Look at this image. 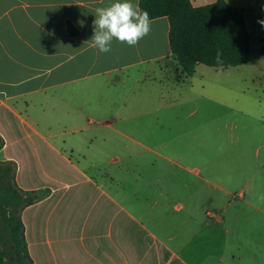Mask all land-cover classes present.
I'll return each instance as SVG.
<instances>
[{"label":"crops","instance_id":"1","mask_svg":"<svg viewBox=\"0 0 264 264\" xmlns=\"http://www.w3.org/2000/svg\"><path fill=\"white\" fill-rule=\"evenodd\" d=\"M216 1L191 0L195 7ZM225 1L253 35L252 61L199 64L179 82L167 17L151 20L136 46L114 39L112 50L100 53L90 41L95 10L114 0H0V161L13 164L21 190L40 196L21 215L33 264H264L257 244L236 232H264V209L254 205L259 193L246 190L256 175L230 170L234 161L264 166V143L256 151L181 143L195 132L183 128L189 120L212 116L200 113V101L248 122L245 138L264 134V0ZM180 101L196 109L167 110ZM104 131L113 153L101 162L86 151L99 136L109 144ZM77 135L88 136L86 150ZM128 159L137 162L124 164ZM106 166H119L140 185L130 188ZM235 200L240 205L232 206Z\"/></svg>","mask_w":264,"mask_h":264},{"label":"trees","instance_id":"2","mask_svg":"<svg viewBox=\"0 0 264 264\" xmlns=\"http://www.w3.org/2000/svg\"><path fill=\"white\" fill-rule=\"evenodd\" d=\"M140 7L151 20L169 18L170 47L183 79L192 77L199 64L230 68L253 59L254 38L244 16L225 0L200 7L191 0H140ZM72 32L77 30L72 28ZM3 146L0 136V150ZM39 197L38 193L21 190L13 164L0 161V264H33L21 215Z\"/></svg>","mask_w":264,"mask_h":264},{"label":"rangeland","instance_id":"3","mask_svg":"<svg viewBox=\"0 0 264 264\" xmlns=\"http://www.w3.org/2000/svg\"><path fill=\"white\" fill-rule=\"evenodd\" d=\"M177 80L179 82L185 80L183 78L180 77V75H177ZM170 84H167V89H171V87L169 86ZM154 86V85H153ZM159 85H155V88L158 90L159 89ZM148 90H150V85H148ZM147 88L145 93H147ZM184 90L186 89V86L183 87ZM162 89V88H161ZM184 97H187L188 95L183 92L182 93ZM167 96H177V93L174 92H170L168 93ZM181 96V97H183ZM184 100V99H183ZM153 105H157L158 104H154ZM161 106L163 104H160ZM168 105V106H167ZM166 106L169 107L167 110L168 111H174V110H183V111H194L196 108L194 107L193 104L191 103H186L185 101H180L179 103H174V106H171L170 104H167ZM199 110L200 113L203 111H209L211 112L212 116H210V118H207V116L205 115H199L197 118L192 119V124H191V120H189V124L188 125H184L183 128L185 130H189L190 127H195V132H193L192 135L189 134L190 131H188V134H185L182 136V140L181 143L182 144H189V145H193V146H198L199 149L201 148H205V146L208 144L209 146H215V147H220V146H225L226 144L230 145L232 144V146H239V145H243L246 144L248 146L247 150H253L256 151V147L259 144H263L264 143V134H260V135H255V136H247L246 138L244 137V133L245 131L241 130V128L243 126H248L246 125L247 123L244 121V124H242V120H239L238 117H234V118H227V115L229 113L228 110H226L225 108L218 106V105H214V104H210V103H206L204 101H200L199 102ZM169 120H166V122H168ZM64 124H62L61 126H63ZM255 125V124H252ZM199 126V127H196ZM233 126L235 128V131L233 132ZM256 126V125H255ZM183 128L181 126V131L183 132ZM248 128V127H245ZM240 131H239V130ZM168 130H165L164 133L167 134ZM180 132V131H179ZM178 132V133H179ZM100 135H103L106 139H107V143L111 142V138L112 135L104 132H100ZM87 135H77L76 140H79V143L81 144L82 148L84 150H86L87 146H86V139H87ZM114 137H118V136H114ZM168 137V134H167ZM262 137V138H259ZM118 138H120L121 143H128V141L122 137L119 136ZM240 138V140H239ZM106 142H103L101 140V136H99L98 140L96 141L95 144H93V146H91L90 150L86 151V153L89 156L92 157H97L101 160H107V158H109L111 156V154L113 152H111V146L110 143L109 144H105ZM83 144V145H82ZM85 144V145H84ZM193 146H188L187 148L193 147ZM140 150H133L130 151L129 153H137ZM122 153V152H121ZM124 153H126L124 151ZM262 154H264V149L262 150ZM137 159L143 160L142 156H138L135 157ZM153 158V157H151ZM137 159H133L130 160L128 159L127 161L124 162V164H126L128 162V165H132L133 162H137ZM85 163V162H84ZM86 164V163H85ZM262 162L260 164H253V165H248V166H243L242 163H240L239 161H234L232 163L233 166H230V170L232 173H235L236 175L241 174L242 171H244V168L246 167L248 169L247 173H251L256 175V177L252 180L251 184H249L246 187L247 190V195H249L250 193H254V194H258V196L256 197V200H254V205L255 207H261L262 209H264V203H261L258 200V197L261 194H264V166H261ZM89 172L92 173V175L96 176L100 181H104L103 176L101 175V173L98 172L97 168L94 167H88ZM101 169H105L106 171H111L113 170V174H115L120 180H124L126 182H128V186L130 188H135L136 186H139L140 184H137L135 182L136 176L130 175V173L126 172H122V170H120L121 168H119V166H114V168H109V166L106 167H101ZM243 175V174H241ZM241 187V186H240ZM239 185L237 184V188L235 189V192L238 193L239 190ZM255 196V195H254ZM239 201L235 200V202L233 203L232 206H238ZM239 234V237H242V242L247 243L249 242L250 245H255V243L257 244L256 246L258 247L259 251L261 252V257H264V232L259 231L258 229H254L253 227H247L246 229H237L236 231ZM256 246H254L253 251L255 250V253L257 252ZM260 252L258 253V256L260 254ZM254 253V252H253ZM251 254H252V248H251ZM255 256V255H250ZM256 258H258L257 256H255ZM245 262V260H242ZM246 264H256L253 260H250L248 258ZM260 264V263H259Z\"/></svg>","mask_w":264,"mask_h":264},{"label":"clouds","instance_id":"4","mask_svg":"<svg viewBox=\"0 0 264 264\" xmlns=\"http://www.w3.org/2000/svg\"><path fill=\"white\" fill-rule=\"evenodd\" d=\"M258 23L264 27V20H259ZM151 25L149 13L141 9L138 2L114 0L107 7L96 8L93 21L94 35L90 41L100 53H109L114 39L133 47L150 33ZM220 56L221 53L218 51L217 60ZM258 200L264 203V194H261Z\"/></svg>","mask_w":264,"mask_h":264}]
</instances>
